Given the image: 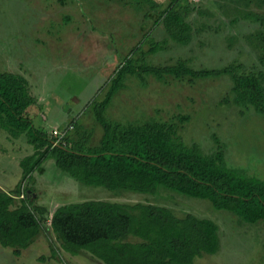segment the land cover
<instances>
[{"label": "rangeland", "instance_id": "rangeland-1", "mask_svg": "<svg viewBox=\"0 0 264 264\" xmlns=\"http://www.w3.org/2000/svg\"><path fill=\"white\" fill-rule=\"evenodd\" d=\"M153 2L169 0H0V71L28 79L38 100L31 116L37 128L51 133L76 121L79 134L91 135L96 144L102 129L91 105L144 41L145 54L137 51L133 58L142 65L165 67L183 59L193 69L232 62L246 71L261 68L247 37L257 29L254 16L264 15V0H188L193 38L186 44L165 39L166 25L157 22L159 8H152ZM158 42L161 50L146 52ZM141 76L124 79L107 108L108 118L133 124L174 120L182 129L181 140L206 153L221 146L229 166L264 180V115L234 104L228 76ZM178 114L189 119L179 122ZM9 134L0 129V188L7 191L21 183V163L35 150L27 134ZM41 165L44 172L33 173L32 200L46 210L42 233L19 256L0 244V264H104L85 250L76 255L62 250L50 227L57 207L93 199L152 202L178 215L193 213L217 222L219 250L195 258L194 264H264V221H236L238 216L215 209L208 200L169 191L150 195L85 185L58 169L53 159ZM31 184L22 181L23 197Z\"/></svg>", "mask_w": 264, "mask_h": 264}, {"label": "trees", "instance_id": "trees-1", "mask_svg": "<svg viewBox=\"0 0 264 264\" xmlns=\"http://www.w3.org/2000/svg\"><path fill=\"white\" fill-rule=\"evenodd\" d=\"M156 7L157 22L162 19L166 25L165 39L189 43L193 25L188 0H169L164 5L153 2L152 8ZM254 22L257 29L247 39L261 67L256 70L246 71L233 62L218 69H193L183 59L165 67L142 65L133 58L137 51L140 56L145 54V41L137 46L111 77L104 96L91 105L102 129L96 144L91 142V135L79 134L75 121L74 131L53 146L55 136L32 121V108L38 100L28 79L0 71V129L13 137L27 134L35 149L21 163L22 181L32 183L27 185L25 196L18 199L22 181L11 191L0 189V244L19 256L41 235L46 210L33 204V173H43L41 164L47 159H53L58 169L85 185L150 195L169 191L208 200L215 209L234 213L239 217L236 221H264V180L229 166L221 146L206 153L197 144H187L181 140L182 129L174 120L133 124L113 121L106 115L124 79L129 74L144 73L157 77L167 73L178 79L185 75H226L232 81L234 104L252 107L264 115V15L254 16ZM161 49L158 42L146 52ZM177 118L179 122L189 119L179 114ZM51 216L50 227L62 250L74 255L85 250L104 264H194L195 258L220 248L217 222L193 213L178 215L170 207L152 202L93 199L61 205Z\"/></svg>", "mask_w": 264, "mask_h": 264}, {"label": "built area", "instance_id": "built-area-1", "mask_svg": "<svg viewBox=\"0 0 264 264\" xmlns=\"http://www.w3.org/2000/svg\"><path fill=\"white\" fill-rule=\"evenodd\" d=\"M73 128H74L73 124L66 125L65 127H62V128L54 127L51 130V134L55 136L53 146L57 145L58 143H61L64 137L66 136V134L69 131H71ZM21 197H23V195H21Z\"/></svg>", "mask_w": 264, "mask_h": 264}, {"label": "crops", "instance_id": "crops-1", "mask_svg": "<svg viewBox=\"0 0 264 264\" xmlns=\"http://www.w3.org/2000/svg\"><path fill=\"white\" fill-rule=\"evenodd\" d=\"M1 189V188H0ZM3 190V189H2ZM5 191H7V190H5Z\"/></svg>", "mask_w": 264, "mask_h": 264}]
</instances>
